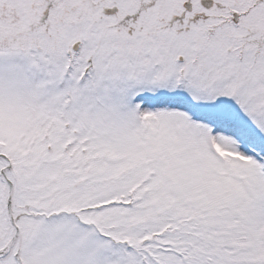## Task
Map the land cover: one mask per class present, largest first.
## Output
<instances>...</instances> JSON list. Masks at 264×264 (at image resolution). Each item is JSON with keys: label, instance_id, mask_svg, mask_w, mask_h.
<instances>
[{"label": "snow or ice", "instance_id": "snow-or-ice-1", "mask_svg": "<svg viewBox=\"0 0 264 264\" xmlns=\"http://www.w3.org/2000/svg\"><path fill=\"white\" fill-rule=\"evenodd\" d=\"M0 264H264V0H0Z\"/></svg>", "mask_w": 264, "mask_h": 264}]
</instances>
